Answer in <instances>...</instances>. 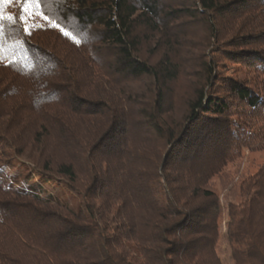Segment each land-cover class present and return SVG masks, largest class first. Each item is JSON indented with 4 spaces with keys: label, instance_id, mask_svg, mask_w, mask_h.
Instances as JSON below:
<instances>
[{
    "label": "trees",
    "instance_id": "1",
    "mask_svg": "<svg viewBox=\"0 0 264 264\" xmlns=\"http://www.w3.org/2000/svg\"><path fill=\"white\" fill-rule=\"evenodd\" d=\"M176 1L2 6L0 173L22 159L81 203L0 182V264H224L222 212L232 264H264V163L229 174L264 150V0ZM185 19L204 22L206 50L176 107L177 46H142ZM216 55L247 74L223 75Z\"/></svg>",
    "mask_w": 264,
    "mask_h": 264
},
{
    "label": "rangeland",
    "instance_id": "2",
    "mask_svg": "<svg viewBox=\"0 0 264 264\" xmlns=\"http://www.w3.org/2000/svg\"><path fill=\"white\" fill-rule=\"evenodd\" d=\"M182 1V0H177ZM176 1V2H177ZM175 3L174 7H179L180 3ZM28 14L30 17H34L37 13L33 10H29ZM170 31L163 32H152L150 35L151 41L142 46L143 54L147 56H152V59H159L161 52L166 49L165 42L167 39L171 43L177 46V64L181 66V74L176 81L171 84L170 96L171 99L176 103V107L183 104L186 97L192 92L193 85L196 82V78L190 77L186 74L185 68H190L193 66L192 59L195 60L198 56H201L205 52V47L202 44V37L206 35L205 24L202 21H191L190 19L181 20L175 22L174 26L170 27ZM179 45V47H178ZM203 45V46H202ZM165 46V48H163ZM216 60L219 64V68L224 71L223 75H238L244 77L247 71L243 67H232L230 64L226 63L220 56L216 55ZM228 64V65H227ZM227 65V69L224 70L222 67ZM194 68V67H193ZM144 81L134 82L132 88L135 93L144 94L147 92L148 87L144 85ZM131 88V89H132ZM10 160L6 161L7 165L3 168L2 173H0V182L4 185L11 184L13 182L18 187H24L26 189H34L41 193L43 196L51 195L54 199H59L65 202L71 209L78 211L80 206V199L78 196L73 194L66 184L62 181L51 179L41 173L37 172L31 164L28 162L18 159L15 157H10ZM264 163V150H245L244 157L238 162L231 166L229 174L233 180V185H238L243 176L254 174L258 167ZM229 176V175H228ZM227 179H220L215 181L214 190L218 192L220 196V202L222 205V210L226 205V195L229 196L228 190L224 191V182H228ZM232 198V197H231ZM226 215L222 212V217L220 220V232L221 240L219 245V253L222 257L224 264H232L229 254V244H228V229L226 226Z\"/></svg>",
    "mask_w": 264,
    "mask_h": 264
},
{
    "label": "snow or ice",
    "instance_id": "3",
    "mask_svg": "<svg viewBox=\"0 0 264 264\" xmlns=\"http://www.w3.org/2000/svg\"><path fill=\"white\" fill-rule=\"evenodd\" d=\"M14 2H18V3H20L23 6L27 2V0H0V21H2L4 19L2 6L4 4H9L10 5V4L14 3ZM8 19L11 21V20L14 19V17L9 15ZM21 19H24V18L21 17Z\"/></svg>",
    "mask_w": 264,
    "mask_h": 264
}]
</instances>
